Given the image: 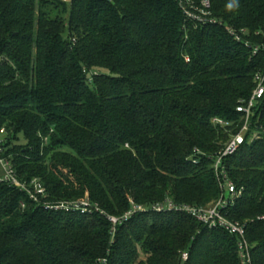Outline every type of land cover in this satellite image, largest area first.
Masks as SVG:
<instances>
[{"label":"trees","instance_id":"16d2710c","mask_svg":"<svg viewBox=\"0 0 264 264\" xmlns=\"http://www.w3.org/2000/svg\"><path fill=\"white\" fill-rule=\"evenodd\" d=\"M211 10L200 24L179 0H0L3 156L45 189L34 202L0 183V264L240 263L236 237L151 209L219 198L213 157L264 74V0ZM253 111L223 162L243 189L223 212L264 264V94ZM81 201L90 210L49 208Z\"/></svg>","mask_w":264,"mask_h":264},{"label":"built area","instance_id":"2783aa9c","mask_svg":"<svg viewBox=\"0 0 264 264\" xmlns=\"http://www.w3.org/2000/svg\"><path fill=\"white\" fill-rule=\"evenodd\" d=\"M70 1V0H64ZM214 0H179V5L186 17L200 24H205L207 22L215 21L212 19V2ZM230 31V29H229ZM232 33V31H230ZM254 82L256 87L247 102L236 108V111L241 114V126L237 132L232 134L229 140L226 142L224 148L218 152L213 157V171L218 180V186L220 190L219 198L212 204L196 207V206H178L170 200H165L164 202L157 203L152 206V210L155 212L164 211H180L187 215L193 217L196 221L207 226L208 228H218L226 231L229 235L236 237L237 239V250L239 264H252L250 246L246 239V231L243 224L230 220L223 212V210L229 206L233 205L236 199L242 196L243 189L237 188L233 182L228 178L227 173L224 169L223 162L228 157L233 155L241 145L246 142V134L250 130V120L254 115V107L257 102L262 98L264 94V74L257 73L254 76ZM213 124L219 125L221 127H227L228 124L218 120L213 119ZM4 130H0V165L3 168L4 174L0 177L1 182H7L14 187L25 190L30 198L34 202H39V196L42 197L45 194V189L36 181L33 180L30 185H26L18 181L16 173L12 168L11 162L7 157L3 156V139ZM256 132L250 134L248 142H251L253 138L257 135ZM29 186L33 190L29 189ZM49 207V206H47ZM54 209H82L83 211L90 210L88 201L75 202L71 204L61 203L60 205L49 207ZM142 207L135 206L132 204V210L125 213L122 217H108V221L112 224L113 229L123 221H126L134 212L141 211ZM183 261L187 259V254L182 255Z\"/></svg>","mask_w":264,"mask_h":264},{"label":"rangeland","instance_id":"374dc122","mask_svg":"<svg viewBox=\"0 0 264 264\" xmlns=\"http://www.w3.org/2000/svg\"><path fill=\"white\" fill-rule=\"evenodd\" d=\"M224 133H225V135L227 136L226 141H228L229 138H230V136H231L232 134H234L235 131H233V130H229V129H228V130H225ZM1 138H4V135H2ZM226 141H225V142H226ZM20 143H23V142L21 141ZM224 144H226V143H224ZM3 174H4V172H3V170H2V168H1V166H0V177H2ZM212 203H213V202H210L209 204H212ZM209 204H207V205H209ZM248 244H249V242H248ZM249 245H250V244H249ZM138 251H139V253H138V260L143 259V258L145 257L143 251L140 250V249H139Z\"/></svg>","mask_w":264,"mask_h":264},{"label":"clouds","instance_id":"9594fccd","mask_svg":"<svg viewBox=\"0 0 264 264\" xmlns=\"http://www.w3.org/2000/svg\"><path fill=\"white\" fill-rule=\"evenodd\" d=\"M230 7H231V5H230Z\"/></svg>","mask_w":264,"mask_h":264}]
</instances>
